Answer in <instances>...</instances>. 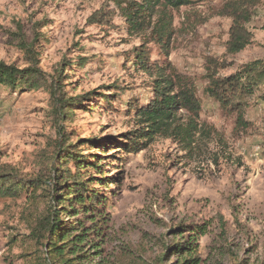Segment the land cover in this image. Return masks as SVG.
<instances>
[{
    "label": "rangeland",
    "instance_id": "1",
    "mask_svg": "<svg viewBox=\"0 0 264 264\" xmlns=\"http://www.w3.org/2000/svg\"><path fill=\"white\" fill-rule=\"evenodd\" d=\"M227 1L191 0L173 11L167 56L149 44L151 61L170 62L195 87L200 130L191 146H185L172 127L153 128L150 140L139 136L149 129V121H141L134 109L126 114V102L133 96L139 103L149 99L150 77L132 64L143 38L128 32L112 0H0V62L39 70L37 87L0 84V163L44 182L34 204L26 191L0 196V264L24 263L22 254L29 247L23 240L32 220L64 189L52 191L46 181L62 174L60 180L73 184L75 160L64 161L69 152L102 167L103 175L82 169L81 177L104 176L90 186L108 197L104 209L113 231L132 246L146 245L142 264H154L147 259L153 242L171 240L172 229L192 223L208 225L197 252L203 264H260L264 86L246 97L244 119L249 125L242 129L236 125V111L224 109L206 92L204 75L214 65L223 77L264 59V0L246 24L251 43L235 54L226 50L231 18L221 13ZM51 87H61L56 95L68 101L62 120L53 112ZM112 93V98L103 97ZM188 119L180 110L171 124L186 126ZM151 235L155 237L149 242Z\"/></svg>",
    "mask_w": 264,
    "mask_h": 264
},
{
    "label": "trees",
    "instance_id": "2",
    "mask_svg": "<svg viewBox=\"0 0 264 264\" xmlns=\"http://www.w3.org/2000/svg\"><path fill=\"white\" fill-rule=\"evenodd\" d=\"M259 1L231 0L222 5L221 14L231 18L226 42L228 53L235 54L251 43L252 34L246 24L250 21ZM112 2L121 11L128 32L143 38L142 44L133 52L132 64L136 70L150 77L149 99L139 103L136 101L138 96H133L126 102V114H130L134 109L140 120L149 121L147 125L149 129L139 131L141 137L146 135L150 140L153 137V128L165 130L172 127L184 145L191 146L196 133L200 130L196 120L199 116L200 102L195 87L192 82L177 73L170 62L164 61L163 64H159L151 61L153 48L149 45L152 43L161 56H167L172 37V13L182 6L189 5L191 0H112ZM145 30H148L147 33L141 35ZM85 63V60L81 62L80 67ZM37 73L39 70L35 68H18L0 62V84L10 89L37 87L39 85ZM204 76L207 81L206 92L224 109L236 111V125L242 129L247 128L249 124L244 119L247 105L245 99L256 89L264 86V59L246 63L234 74L223 77L217 73V67L214 65L207 69ZM57 89L59 91L61 87L50 89L51 105L53 112L62 120L65 118L64 106L68 101L63 94L56 95ZM114 95L115 93H112L103 97L108 99ZM180 110L189 116L186 126L171 124ZM115 144L116 147L123 148L118 146L117 142ZM128 149L131 150L132 147ZM69 160H75L76 163V170L71 176L73 184L66 183L67 180L64 179L60 180L59 176H63L62 174L54 175L46 181L52 191L64 189L58 195L49 198L47 211L43 215L32 220L30 232L23 240L29 247L22 254L23 264L144 263L146 258L141 254L147 253L146 245L132 246L122 240L119 232L113 231L110 225L111 215L104 209L108 197L90 186L93 181L100 184L104 176L81 177L82 169L85 172L95 169L97 174L103 175L102 167L91 160L85 161L73 152L64 156L65 163ZM43 185L41 179L22 177L11 166L0 163V196L17 197L22 191H26V198L34 204L37 202V191L44 190ZM64 190L69 191L68 194L63 193ZM64 215L70 219H65ZM218 220L224 232L223 217L219 215ZM207 227L206 223L176 226L170 233L171 240L160 239L157 243L153 242L152 246L155 248L149 247V250L154 249L147 259L154 264H203L204 259L197 255V252L199 238L207 234ZM147 237L148 241L152 242L155 235ZM260 264H264V259Z\"/></svg>",
    "mask_w": 264,
    "mask_h": 264
}]
</instances>
